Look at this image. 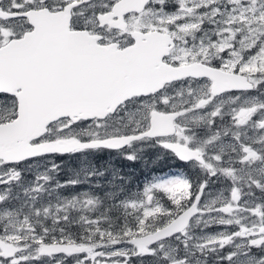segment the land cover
<instances>
[{
  "label": "snow or ice",
  "instance_id": "1",
  "mask_svg": "<svg viewBox=\"0 0 264 264\" xmlns=\"http://www.w3.org/2000/svg\"><path fill=\"white\" fill-rule=\"evenodd\" d=\"M146 142L181 170L63 194ZM0 264H264V0H0Z\"/></svg>",
  "mask_w": 264,
  "mask_h": 264
},
{
  "label": "trees",
  "instance_id": "2",
  "mask_svg": "<svg viewBox=\"0 0 264 264\" xmlns=\"http://www.w3.org/2000/svg\"><path fill=\"white\" fill-rule=\"evenodd\" d=\"M154 151V145L151 142H146L139 147L136 152L138 158L135 160L126 159L123 153L102 149L78 152L70 156H59L56 158V162L60 165L61 170L57 179L60 181L76 180L74 173L78 174L79 178L84 173L90 180L89 185L95 184L93 191L103 196L116 187L109 185L111 180L109 170L112 169L119 175V186H122L125 193H131L142 188L147 181L160 176L156 172L158 168L155 164L156 159L157 162L160 160L166 169L170 166L171 160L168 155L163 154L157 158ZM90 173H99V175H89ZM76 185L63 194L69 195L80 191L81 188H86L85 183L81 186L79 183Z\"/></svg>",
  "mask_w": 264,
  "mask_h": 264
},
{
  "label": "flooded vegetation",
  "instance_id": "3",
  "mask_svg": "<svg viewBox=\"0 0 264 264\" xmlns=\"http://www.w3.org/2000/svg\"><path fill=\"white\" fill-rule=\"evenodd\" d=\"M154 145V144H153ZM139 146L141 147L142 146V144H139ZM154 147H155V156L158 158L160 155L162 156L163 155V153H162V150L159 148V147H156L155 145H154ZM97 150H101V149H97ZM102 150H104V149H102ZM112 152V151H111ZM117 152V151H116ZM169 159L171 160L170 161V166H168L167 167V169H166V166H164V164H161L160 163V160H158V162H157V159H156V162H155V164H157V170H156V172H157V174L158 175H166V174H168L169 172H175V171H179V170H181V168H182V165H181V163L180 162H178V161H176V160H174V159H172L171 157H169ZM74 175V177L76 178V180H77V178H78V175L76 174V173H74L73 174ZM144 185H145V183H144ZM144 185L142 186V188L144 187ZM77 186V185H76Z\"/></svg>",
  "mask_w": 264,
  "mask_h": 264
},
{
  "label": "rangeland",
  "instance_id": "4",
  "mask_svg": "<svg viewBox=\"0 0 264 264\" xmlns=\"http://www.w3.org/2000/svg\"><path fill=\"white\" fill-rule=\"evenodd\" d=\"M139 144L138 145H136L135 146V151L136 152H138V149H139ZM109 173H110V176H111V180H110V183H109V185L110 186H118L119 184H118V181H119V179H118V177H119V175H118V173L117 172H115L114 170H112V169H110L109 170ZM78 175V174H77ZM82 177L81 178H77V181H80L79 182V185L81 186V184H83V183H85V185H86V188L84 189V188H81L80 189V191H83V190H86V189H89L90 188V180L88 179V177H86V174H82L81 175ZM114 184V185H113ZM95 185V184H94ZM91 190L93 191V187L91 188Z\"/></svg>",
  "mask_w": 264,
  "mask_h": 264
},
{
  "label": "water",
  "instance_id": "5",
  "mask_svg": "<svg viewBox=\"0 0 264 264\" xmlns=\"http://www.w3.org/2000/svg\"><path fill=\"white\" fill-rule=\"evenodd\" d=\"M104 150H107V149H104ZM109 151H112V150H109Z\"/></svg>",
  "mask_w": 264,
  "mask_h": 264
}]
</instances>
